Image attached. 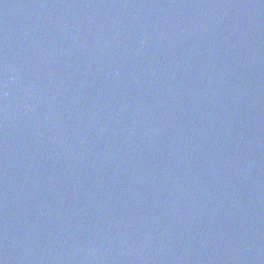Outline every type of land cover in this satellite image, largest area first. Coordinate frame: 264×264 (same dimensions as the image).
<instances>
[{
	"label": "water",
	"instance_id": "1",
	"mask_svg": "<svg viewBox=\"0 0 264 264\" xmlns=\"http://www.w3.org/2000/svg\"><path fill=\"white\" fill-rule=\"evenodd\" d=\"M2 264H264V0H0Z\"/></svg>",
	"mask_w": 264,
	"mask_h": 264
},
{
	"label": "snow or ice",
	"instance_id": "2",
	"mask_svg": "<svg viewBox=\"0 0 264 264\" xmlns=\"http://www.w3.org/2000/svg\"><path fill=\"white\" fill-rule=\"evenodd\" d=\"M0 264H2V261H0Z\"/></svg>",
	"mask_w": 264,
	"mask_h": 264
}]
</instances>
